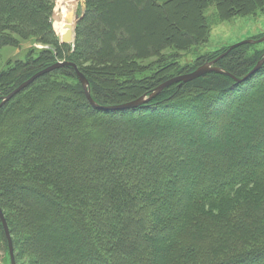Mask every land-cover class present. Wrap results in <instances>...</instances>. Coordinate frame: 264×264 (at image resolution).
<instances>
[{
  "label": "trees",
  "instance_id": "16d2710c",
  "mask_svg": "<svg viewBox=\"0 0 264 264\" xmlns=\"http://www.w3.org/2000/svg\"><path fill=\"white\" fill-rule=\"evenodd\" d=\"M83 1L61 43L55 0H0V50L45 46L0 71V98L65 60L97 104H123L219 56L179 66L207 42V8L219 20L264 11V0ZM249 46L216 65L242 78L264 56ZM0 207L27 264H264V64L241 85L209 73L120 112L93 109L70 67L38 78L0 108Z\"/></svg>",
  "mask_w": 264,
  "mask_h": 264
},
{
  "label": "rangeland",
  "instance_id": "374dc122",
  "mask_svg": "<svg viewBox=\"0 0 264 264\" xmlns=\"http://www.w3.org/2000/svg\"><path fill=\"white\" fill-rule=\"evenodd\" d=\"M83 2V0H55V5L52 13V25L61 43H63L62 41L66 35V33L60 35L61 22H67L66 25L68 27L72 26V29L69 32L71 33L70 35L74 37L73 28L77 18L83 12ZM66 9H68V12ZM204 14L209 20L210 24L207 42L204 45H200L192 49L188 53H181L178 59L180 67H187L188 69H190L192 66H194L193 64H195L199 56L221 55L225 53L229 47L237 43L246 40H259L264 36V11H259L255 15H248L244 17L237 16L229 20H219L217 18L216 10L214 7L207 8ZM72 37H70L69 39L70 43L73 41ZM246 45H251L249 47H246L245 49V55L247 57L253 56L256 53H261L264 50V42L259 44ZM44 47L45 46H42L41 44L35 43L31 40H18L14 47H3L0 50V71H4L10 68L16 62H23L28 57H33L39 50L43 49ZM152 60L153 59L145 60L141 64L147 65ZM43 98L42 100L46 101L47 97ZM11 238L14 247L15 264H27L26 258L20 251L18 242L16 241V237L11 235ZM0 264H10L7 243H5L3 235L2 238L0 237Z\"/></svg>",
  "mask_w": 264,
  "mask_h": 264
},
{
  "label": "water",
  "instance_id": "95a60500",
  "mask_svg": "<svg viewBox=\"0 0 264 264\" xmlns=\"http://www.w3.org/2000/svg\"><path fill=\"white\" fill-rule=\"evenodd\" d=\"M73 30H74V28H73ZM70 37H71L70 32L66 33L62 42L63 43H70V40H69ZM262 42H264V36L262 38H260L259 40H246V41H242L240 43H237V44L229 47L225 53L219 55L214 60L208 61V62L198 66L193 71H191L189 73L177 75V76L171 77V78L163 81L162 83L157 85L155 88H153L148 94H144L135 100H132V101H129V102H126L123 104L110 105V106L99 105L92 99L91 94H90V90H89L88 81L85 78V76L79 71L78 67L74 63H72L70 61H65V60L56 61L55 63L45 67L44 69H42L36 73H34L28 79H26L21 84H19L10 93L1 97L0 98V108L3 107L6 103H8L17 94H19L24 89L29 87L38 78H40L46 74H49L55 70L64 68V67H70L75 71V75H76V77H77V79H78V81L82 87L84 96H85L86 100L88 101V103L90 104V106L95 110L103 111V112H120V111L138 109L142 106L149 104L151 101H153L156 97H158L168 87H170L174 84L181 86L182 84L189 83V82H191V81H193L199 77H202L206 74H209V73L226 75L234 81V85H241V84L245 83L246 81H248L250 78H252L256 73H258L261 70V68L264 64V56L242 78H237V77H234L233 75H231L227 72H224L219 67H217L215 64L218 60L223 58L225 55L228 54V52H230L232 49H234L236 47H239L241 45H246V44H259ZM0 224H1L4 236H5V239H6V243H7V249H8V254H9V258H10V264H15L13 241H12L11 234H10V231H9V228H8V225H7V222L5 220V217H4V214H3L1 207H0Z\"/></svg>",
  "mask_w": 264,
  "mask_h": 264
},
{
  "label": "bare ground",
  "instance_id": "6f19581e",
  "mask_svg": "<svg viewBox=\"0 0 264 264\" xmlns=\"http://www.w3.org/2000/svg\"><path fill=\"white\" fill-rule=\"evenodd\" d=\"M64 10H65V8H64ZM67 10V12H68V9H66ZM64 22V21H63ZM63 22H61V27H60V35H62V34H64V33H67V32H69L71 29H72V26L71 27H68L66 24H67V22H65V23H63ZM71 34V33H70Z\"/></svg>",
  "mask_w": 264,
  "mask_h": 264
}]
</instances>
